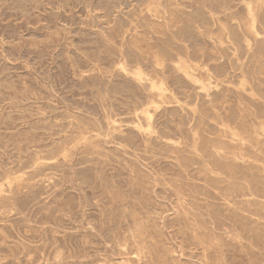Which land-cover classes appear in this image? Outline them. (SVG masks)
<instances>
[{"label":"rangeland","instance_id":"374dc122","mask_svg":"<svg viewBox=\"0 0 264 264\" xmlns=\"http://www.w3.org/2000/svg\"><path fill=\"white\" fill-rule=\"evenodd\" d=\"M0 264H264V0H0Z\"/></svg>","mask_w":264,"mask_h":264}]
</instances>
